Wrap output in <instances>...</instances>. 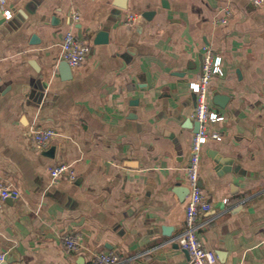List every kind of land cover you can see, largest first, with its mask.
Wrapping results in <instances>:
<instances>
[{
  "label": "crops",
  "instance_id": "obj_1",
  "mask_svg": "<svg viewBox=\"0 0 264 264\" xmlns=\"http://www.w3.org/2000/svg\"><path fill=\"white\" fill-rule=\"evenodd\" d=\"M0 10V179L19 192L0 195L6 264H90L101 251L120 264H191L173 239L185 228L204 46L225 74L208 97L223 119L209 124L220 138L202 154L211 208L200 238L213 264H264V6L0 0ZM70 29L91 47L71 71L61 68ZM101 32L107 42L95 43ZM44 128L56 134L41 150L32 132ZM63 164L75 180L54 183L50 169ZM69 234L79 252L66 248Z\"/></svg>",
  "mask_w": 264,
  "mask_h": 264
},
{
  "label": "built area",
  "instance_id": "obj_2",
  "mask_svg": "<svg viewBox=\"0 0 264 264\" xmlns=\"http://www.w3.org/2000/svg\"><path fill=\"white\" fill-rule=\"evenodd\" d=\"M255 6H264V0H250ZM5 17L11 18L10 10H5ZM232 10L226 8V17L218 20V23L228 22L232 15ZM74 20L79 19V14H73ZM132 18H130L131 20ZM91 51L90 44L81 40L70 29L65 33L62 43V58L70 67L75 68L83 64L89 57ZM224 67L222 57L217 54L210 46L203 47V71L198 82L196 106L193 117L198 122L199 128L195 132L192 145L191 156L186 166V179L189 187V199L186 205L185 228L182 233L173 240L177 242L183 249L190 254L191 264H213L214 254L207 250L204 246L199 230L201 228L200 217L204 212L210 210V202L202 192L200 183V170L202 164V154L204 146L210 137L220 138L217 133H211L209 124L213 121L223 119L214 113L208 102L211 81L215 76L224 75ZM56 132L52 128L36 129L32 132V138L38 149L44 150L51 143ZM52 181L59 182L60 178L68 174L70 181L75 180V173L69 166L63 164L50 169ZM0 195L2 198L9 196L17 197L19 192L6 184L0 179ZM65 246L68 250L79 252L81 245L78 237L75 235H67L65 237ZM4 259V255L0 256V260ZM121 258L116 251L97 252L90 264H120Z\"/></svg>",
  "mask_w": 264,
  "mask_h": 264
},
{
  "label": "water",
  "instance_id": "obj_3",
  "mask_svg": "<svg viewBox=\"0 0 264 264\" xmlns=\"http://www.w3.org/2000/svg\"><path fill=\"white\" fill-rule=\"evenodd\" d=\"M1 11V10H0ZM107 34H106V32H101V33H99L98 34V37L96 38V40H95V43H103V42H107ZM63 70H64V68L65 69H68V70H70L71 71V68H70V66H69V64L65 61L63 64H62V67H61ZM68 75V73L66 74V76ZM197 129L199 128V124L197 123ZM53 150H54V148L52 147L51 149H50V151L48 152V155H50V156H52L53 155ZM6 259L4 258V261H5ZM7 263V261H5V262H3V261H0V264H6Z\"/></svg>",
  "mask_w": 264,
  "mask_h": 264
}]
</instances>
